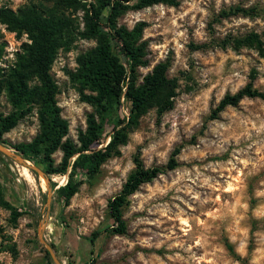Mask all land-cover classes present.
<instances>
[{
	"label": "rangeland",
	"instance_id": "374dc122",
	"mask_svg": "<svg viewBox=\"0 0 264 264\" xmlns=\"http://www.w3.org/2000/svg\"><path fill=\"white\" fill-rule=\"evenodd\" d=\"M178 2L129 9L117 20L128 29L145 22L146 65L138 69V83L168 61L167 77L176 85L173 107L162 114L148 108L132 125L122 123L118 112L101 121L98 149L117 126L126 127L127 141L97 173L76 177L78 191L67 206L56 192L66 175H47L55 185L48 210L44 181L34 176L35 185L29 184L17 164L0 154V196L18 212H27L14 223L11 210L0 205V264H54L39 241L42 224L43 239L61 264H243L235 255L246 264H264V100L245 98L209 119L227 94L247 85L264 92V0ZM52 6L47 0H0V10L14 12ZM235 7L255 8L257 15L219 18ZM65 14L68 30L50 74L68 122L66 137L78 143L94 109L81 101L69 74L77 68L76 58L96 42L80 36L82 12ZM28 43L26 34L0 22V79ZM13 111L2 91L0 115ZM38 131L33 107L0 136V143L12 148ZM177 146H182L178 166L141 185L122 209L125 233L110 232L107 203L135 169L134 157L144 168L164 167ZM61 157L60 151L53 155L56 164Z\"/></svg>",
	"mask_w": 264,
	"mask_h": 264
},
{
	"label": "trees",
	"instance_id": "16d2710c",
	"mask_svg": "<svg viewBox=\"0 0 264 264\" xmlns=\"http://www.w3.org/2000/svg\"><path fill=\"white\" fill-rule=\"evenodd\" d=\"M51 8L27 7L14 12L0 10V22L11 32L26 34L29 43L7 75L0 79V93L4 91L14 111L0 115V136L13 129L18 121L33 107L37 108L39 131L29 142H21L12 148L23 158L38 166L48 175L67 176L66 183L56 192L65 206L77 193L80 174L94 175L109 158L117 155L118 148L127 141L126 127H114L108 134L109 140L98 149L103 135V121L108 115L119 113L126 125L137 123L148 108H156L162 114L173 107L176 85L167 77L169 62H160L138 83V69L146 65L147 42L142 33L145 22H138L132 29L117 24L118 18L129 9H144L158 4L178 6V0H47ZM82 12L83 31L80 36L95 40L96 46L76 58L77 68L69 74L78 87L81 101L90 105L94 112L87 115L86 130L78 135V143L68 139V122L61 116L56 100V85L50 74L57 51L64 45L68 18L66 12ZM236 15L255 16V8L235 7L222 12L219 18ZM198 46L195 49L203 48ZM1 54V44H0ZM264 100V92L251 85L225 95L212 110L209 119H216L227 107H236L243 99ZM99 119L97 121L96 119ZM3 144V143H2ZM182 146L171 152L164 167L144 168L135 156V169L129 174L120 192L107 203L113 224L109 229L115 234H124L126 224L122 209L128 198L141 185L150 183L160 174L178 166L177 157ZM60 151L61 160L55 163L53 155ZM73 159V160H72ZM51 189L55 185L51 182ZM0 205L11 210L15 223L22 215L0 196ZM93 238L91 239V242ZM52 247V246H51ZM228 250L233 253L231 247ZM234 254V253H233ZM235 255V254H234ZM49 259V253L46 251ZM246 264L245 260L235 255ZM46 258V259H47ZM47 259V260H48ZM50 260V259H49ZM50 264V263H46ZM87 264V263H84Z\"/></svg>",
	"mask_w": 264,
	"mask_h": 264
},
{
	"label": "water",
	"instance_id": "95a60500",
	"mask_svg": "<svg viewBox=\"0 0 264 264\" xmlns=\"http://www.w3.org/2000/svg\"><path fill=\"white\" fill-rule=\"evenodd\" d=\"M0 154H2L4 157L12 160L14 163H16L19 166L25 167L28 169L29 173L32 174V176H36L40 179H42L45 183V186L47 187V209L49 210L51 201H52V189L50 187L51 179L47 176V174L43 171L41 167H39L36 164H31L29 161L25 160L23 156L19 153H17L14 149L0 143ZM45 228V224H42L39 228V241L43 244L47 252L49 253L52 261L54 264H61V262L58 260L55 252L53 251L52 247L47 244L43 239V229Z\"/></svg>",
	"mask_w": 264,
	"mask_h": 264
},
{
	"label": "bare ground",
	"instance_id": "6f19581e",
	"mask_svg": "<svg viewBox=\"0 0 264 264\" xmlns=\"http://www.w3.org/2000/svg\"><path fill=\"white\" fill-rule=\"evenodd\" d=\"M17 169L19 170L20 174L23 176V178L29 183L34 184L35 181L34 176L29 173L28 169L19 165H16ZM37 181V179H36ZM35 185V184H34Z\"/></svg>",
	"mask_w": 264,
	"mask_h": 264
}]
</instances>
